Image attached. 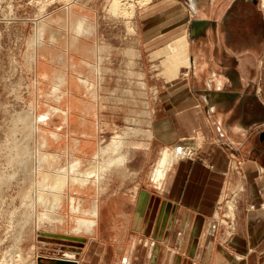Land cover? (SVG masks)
Returning a JSON list of instances; mask_svg holds the SVG:
<instances>
[{
    "label": "crops",
    "instance_id": "0c3cea01",
    "mask_svg": "<svg viewBox=\"0 0 264 264\" xmlns=\"http://www.w3.org/2000/svg\"><path fill=\"white\" fill-rule=\"evenodd\" d=\"M176 1L184 11L168 18V27L183 22L186 49L182 42L177 48L186 53L187 64L172 80L158 82L148 122L119 130L107 120L117 113H79L81 120H92L95 132L125 137L121 152L126 159L120 169L114 166L105 186L83 188L85 197L92 196L80 214L92 219L88 211L95 201L96 232L79 234L86 244L75 258L64 260L264 264V22L259 0ZM171 44L164 40L156 47ZM174 152L182 156L174 160ZM165 155L174 157L168 166L162 163ZM229 187L231 212L221 206ZM61 212L64 220L69 218ZM38 258L54 264L48 259L62 257Z\"/></svg>",
    "mask_w": 264,
    "mask_h": 264
},
{
    "label": "rangeland",
    "instance_id": "374dc122",
    "mask_svg": "<svg viewBox=\"0 0 264 264\" xmlns=\"http://www.w3.org/2000/svg\"><path fill=\"white\" fill-rule=\"evenodd\" d=\"M162 2L0 0V264H36V257L75 256L86 244L83 238L66 236L80 234L78 230L71 231V219L82 217L83 210L70 214V206L87 205L90 192L86 191L89 196L85 197L79 184L72 186L66 178L67 188L59 207L55 206L58 214L62 211L69 215L63 226L46 219L54 221L56 217L54 213L50 216L48 210L52 194L39 191L37 202L31 197L36 186L45 190L52 182L51 175L62 167H72L71 173L76 175L100 163L102 187L111 171L121 168L126 156L117 158L116 168L104 162L109 157L104 147L115 135L110 130L95 132L92 120H81L79 113H117L107 120L117 123L119 130L142 127L148 122L146 116L156 100L158 82L172 80L187 64L186 53L177 48L182 42L186 49L183 22L168 27V18H174L184 8L177 1L168 5ZM263 5L262 0L256 5L262 22ZM163 33L165 37L159 39ZM143 36L150 40L148 44ZM164 40L172 44L159 50L157 43ZM33 119L36 130L32 132L29 128ZM124 138H115L122 139L121 149ZM21 144L30 149L28 166L24 168L15 162L24 149ZM96 148L101 154L93 161L99 152L92 158L89 155ZM42 154L50 157L43 161ZM84 156L89 159L84 161ZM75 162H81L79 168ZM226 191L221 206L231 212L233 195L230 187ZM42 216L46 220L42 221ZM138 223L133 222L134 228Z\"/></svg>",
    "mask_w": 264,
    "mask_h": 264
},
{
    "label": "bare ground",
    "instance_id": "6f19581e",
    "mask_svg": "<svg viewBox=\"0 0 264 264\" xmlns=\"http://www.w3.org/2000/svg\"><path fill=\"white\" fill-rule=\"evenodd\" d=\"M145 1H148V0H145ZM162 1V0H161ZM118 3V2H117ZM143 3V2H142ZM162 3H164V5L166 4V5H168V4H170V3H176V1L175 0H167V1H165V0H163V2ZM177 5V4H176ZM161 7H162V5H160ZM264 6V5H263ZM127 7H128V5H127ZM144 7V6H143ZM110 8V7H109ZM115 8V7H114ZM117 8V10H119L118 9V7H116ZM115 8V9H116ZM130 8V7H129ZM180 8V7H179ZM116 11V10H115ZM128 14V13H127ZM128 22V21H127ZM196 26V25H195ZM98 67V66H97ZM96 67V68H97ZM58 79V78H57ZM52 90V89H51ZM24 116H25V114H24ZM28 116V115H27ZM19 117V116H18ZM22 118L23 119H25L24 117H21V119L20 120H22ZM16 119H17V117H16ZM19 120V121H20ZM28 124H30V123H28ZM36 127H35V124H34V119L32 120V122H31V128H29V129H31L32 130V132L33 131H35L36 129H35ZM121 143H122V139H119L118 141H116V139L114 138L112 141H110V143H109V146L108 147H104V151L103 152H107L108 151V153H109V157L108 158H104V162H106V161H109L110 162V166H114V162H117L118 160H117V158L118 157H123V159H124V157H125V154H123L122 152H120V149H121ZM24 144V143H23ZM44 144V143H43ZM191 144V143H190ZM22 145V144H21ZM27 145V144H26ZM22 146H24V149L22 150V153L20 154V155H18L19 157L17 158V161H15V162H18L19 164H20V166L22 167V168H24V167H26V166H28V161H29V155H30V153H29V151L28 150H30V149H28V148H25V147H27V146H25V145H22ZM194 146V145H193ZM36 151V150H35ZM100 151H101V149H100ZM98 152H99V150H98ZM117 152V153H116ZM112 153H115L116 155L115 156H111V154ZM18 154V153H17ZM100 152L99 153H97L96 155H95V159H91V160H93V161H95L96 160V158L97 157H99L100 156ZM182 154V153H181ZM181 154H179V153H176L175 154V158L173 157V156H171V155H168V158H166V160H165V162H166V164H167V166H168V164H170V161L174 158V160L176 159V158H178V156H180ZM187 154L190 156L191 154L189 153V152H187ZM16 155V154H15ZM171 156V157H170ZM182 156V155H181ZM180 156V157H181ZM187 156V155H186ZM16 157V156H15ZM48 157H50L48 154H42V156H41V159L43 160V161H46L47 159H48ZM53 158V157H52ZM54 159V158H53ZM41 160V161H42ZM40 161V162H41ZM76 163V162H75ZM91 163V162H90ZM98 163V162H97ZM71 164V163H70ZM96 164V163H95ZM77 165V166H76ZM76 167H80V165H81V162H77L76 163ZM99 165H100V163H98V164H96V166L94 165V164H92V165H89V167L88 168H85L86 170L83 172V173H80V171L78 172L79 174H76V175H72V173H71V168H63L62 167V169H61V171L60 172H54V174L53 175H51L52 176V182L50 183V185H48V186H46L45 187V190H43V189H39V188H37V186H36V188H35V191H34V197H31V198H33V199H35L34 201H36L37 202V200H39L40 199V197L41 196H39V191H41V192H43V193H48V194H52L53 195V197L51 198V200H50V198H48L49 200V207H48V210H50L51 211V214H50V216L52 215V213H54L52 216H56V217H54L53 219H55L54 221H52V220H49L48 218H47V216H46V219H47V221H51V222H53V224L54 223H56V224H60V225H62L63 224V220H64V216H62L60 213L58 214V212H56V209H55V206H57V207H59V204L61 203V199H62V197H63V191H64V188H67V184L65 183V180H66V178H68V181H69V183H70V185H74V184H79V186H80V188H81V191H83V188H85V187H87V186H89L88 184H91L92 186H94V187H96V186H100V179H101V175H100V167H99ZM109 166V167H110ZM20 167V168H21ZM67 167H68V165H67ZM61 168V167H60ZM76 169V168H75ZM23 171H24V169H22ZM58 171V170H57ZM75 171V170H74ZM76 172V171H75ZM74 172V173H75ZM48 175H49V173H48ZM47 175H45V177H46ZM48 177V176H47ZM46 177V178H47ZM50 178V177H49ZM90 179H92V183H89V181H90ZM48 183V184H49ZM35 185V184H34ZM32 189H33V187H31ZM74 190V189H73ZM76 192H77V190H76ZM79 192V191H78ZM27 193V192H26ZM81 193H83V192H81ZM29 195H31V194H29ZM56 195H58V196H56ZM26 195H24V197H25ZM46 196H48V195H46ZM27 198V196L25 197V203H27L28 202V199H26ZM24 199V198H23ZM69 200H70V203H72L73 202V198L72 197H70L69 198ZM30 201H31V204L30 205H32V199H30ZM46 201V202H45ZM97 202H98V200H97ZM41 203H43V198L41 199ZM44 203L46 204L47 203V200H46V198H44ZM28 204V203H27ZM36 204V203H35ZM25 206V205H24ZM27 206V205H26ZM76 206H77V204H76ZM93 206H94V210L92 211V210H89L88 212L89 213H92L91 215H92V219H89V220H87V219H85V218H79V219H77V218H73V219H71V221H72V223H73V225H72V227H71V231L74 233L75 231H77L78 230V232L80 233V234H82V233H84V234H91V233H93V232H96V231H94V228H95V226H96V221H95V219L94 218H96L97 217V207H99V206H97L96 207V203H95V201L93 202ZM31 207H33V206H31ZM56 207V208H57ZM31 209V208H30ZM58 210V209H57ZM82 210H80V207H74L73 205H71L70 206V212L71 213H74V214H79V212H81ZM55 212L57 213V214H55ZM43 213V212H42ZM44 215V214H43ZM57 215H60V217H58ZM99 215V214H98ZM28 216V215H27ZM27 216H25V217H27ZM45 216V215H44ZM44 216H42V218H41V220L43 221L45 218H43ZM49 217V216H48ZM38 218V217H37ZM252 218V217H251ZM26 219V218H25ZM45 219V220H46ZM51 219V218H50ZM82 219V220H81ZM20 221H21V219H20ZM19 221V222H20ZM24 221V220H23ZM26 221V220H25ZM27 222V221H26ZM40 222V221H39ZM23 223V222H22ZM25 223V222H24ZM22 225V224H21ZM24 225V224H23ZM63 226V225H62ZM20 233V232H19ZM65 236V235H64ZM66 237H72V239H74V240H77V239H79V237H81V236H78V233H74V234H67V236ZM75 249V248H74ZM65 253V252H64ZM60 257H62L63 259H73V258H75V256H74V254H65L64 256H60ZM61 258V259H62ZM39 259V258H38ZM72 261V260H71ZM36 263V262H35ZM28 264V263H27Z\"/></svg>",
    "mask_w": 264,
    "mask_h": 264
},
{
    "label": "water",
    "instance_id": "95a60500",
    "mask_svg": "<svg viewBox=\"0 0 264 264\" xmlns=\"http://www.w3.org/2000/svg\"><path fill=\"white\" fill-rule=\"evenodd\" d=\"M43 258H39L38 260H37V263L38 264H41V260H42ZM49 261H51V262H54V264H76L75 262H73V261H67V260H64V259H59V260H53V259H48Z\"/></svg>",
    "mask_w": 264,
    "mask_h": 264
}]
</instances>
